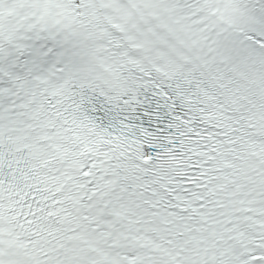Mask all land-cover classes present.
<instances>
[{"label":"snow or ice","instance_id":"snow-or-ice-1","mask_svg":"<svg viewBox=\"0 0 264 264\" xmlns=\"http://www.w3.org/2000/svg\"><path fill=\"white\" fill-rule=\"evenodd\" d=\"M0 264H264V0H0Z\"/></svg>","mask_w":264,"mask_h":264}]
</instances>
